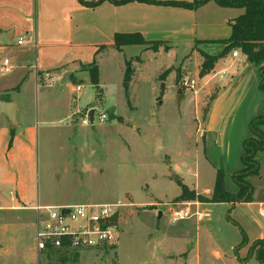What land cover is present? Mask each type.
I'll list each match as a JSON object with an SVG mask.
<instances>
[{
  "label": "rangeland",
  "instance_id": "rangeland-1",
  "mask_svg": "<svg viewBox=\"0 0 264 264\" xmlns=\"http://www.w3.org/2000/svg\"><path fill=\"white\" fill-rule=\"evenodd\" d=\"M148 1L120 5L115 0L118 6L134 4L115 11L112 23L125 31L117 34H140L147 28L154 31L147 41L167 42L100 48L89 65L39 75L38 90L27 79L12 83L17 90L7 99L18 109L19 127L9 129V137L0 132V162L10 175H0V264H186L187 245L194 247L189 255L200 264H259L250 252L254 241L264 239V217L257 206L264 204V150L255 157L258 175L246 179L254 205L207 202L218 172L226 192L238 191L233 176L243 168L242 145L251 137L250 122L264 117L260 77L252 65L240 66L242 56L232 59L230 53L203 81L198 52L216 56L222 46L195 43L191 34L176 42L169 32L197 22L196 35L224 40L228 24L168 0ZM179 1L175 4L192 2ZM102 10L84 18L75 41H92L90 27L101 29L95 18ZM126 18L130 27L120 23ZM14 54L0 55V65L6 59L17 70L0 74V80L19 76ZM93 67L96 89L90 81ZM221 67L227 74L216 81ZM186 76L200 79L197 95L178 89ZM110 107H115L111 122L104 115ZM92 109V123L83 125ZM4 125L0 116V129ZM25 127L32 129L23 137ZM172 174L179 180L173 182ZM182 184L195 194L210 191L196 194L206 203L178 202ZM11 201L23 209L3 211ZM36 204L116 206L118 241L99 249L37 256L31 211ZM153 206L157 211L146 210ZM187 208L188 217L172 223L174 213Z\"/></svg>",
  "mask_w": 264,
  "mask_h": 264
},
{
  "label": "crops",
  "instance_id": "crops-1",
  "mask_svg": "<svg viewBox=\"0 0 264 264\" xmlns=\"http://www.w3.org/2000/svg\"><path fill=\"white\" fill-rule=\"evenodd\" d=\"M97 1L98 0H83V2L86 4L96 3ZM168 2L180 1L168 0ZM122 4L124 3H121L120 5ZM133 6L134 4L118 6L115 3V0H104L100 4L92 7L81 4L79 0H0V55L4 54L8 56L9 52L15 51L16 56L14 54L13 60L15 59V57H17L16 62L19 65L16 66V68L20 70L19 76H15V78L13 77L12 79L11 76L8 79L0 80V101L10 102L7 97H9V93H15L14 91L17 90V88H15L12 83L16 82L18 78H22L23 81L27 79V82L33 81L36 90H38L39 75L54 74L60 69L71 67L76 64H91L96 58L100 48L111 47L113 45L114 35H116L118 32L125 33V31H118L115 23H112L115 16V11L120 9H128ZM103 8V12H101V14H98L95 18V20L100 24L101 29L90 27L92 33L90 38H92V41H75L78 38L80 30H83L84 28V18L92 14V12L99 11ZM193 12L195 14L206 12L207 14H210V18L218 22L224 21L226 24H228V27L229 23L232 20L243 14L242 9L221 8L213 1H210L197 9H193ZM120 23L126 27H130L132 25V22L129 18L123 20L120 19ZM139 33L142 38L147 41L145 37L151 33H154V31H148L147 28H145ZM160 33L163 34L164 32ZM169 34L174 37L176 42L180 41L179 38L183 34H191V38L195 43L199 42L215 44V42L223 41L216 40V37L202 38L196 35L197 22L192 23L191 25H189V27H187L186 25H181L175 31H170ZM229 35L230 27L228 37ZM20 38H24V42L21 46H17L16 43ZM154 42H167V39L165 41L161 40ZM242 59L243 61L240 66L242 68H245L248 64L245 62L243 57ZM221 62L222 60H220L215 66H221ZM261 66H264V64H262ZM14 69L15 67L13 68L10 66V72L7 74L12 75L13 73H15L13 71L17 70ZM258 69V67H254V70L257 71V73ZM227 71V68L221 67L220 73L214 75L217 76L216 81H221L227 74ZM205 78L206 77H204L202 80L204 81ZM16 110L17 119V107ZM208 114L209 110L207 116ZM1 117L4 118L5 125L0 129V132L3 136L9 137V124L4 116ZM31 129V127H25L23 130V137L27 132H30ZM11 130L12 129H10V131ZM201 135L202 133L199 134L200 137H202ZM13 142L14 139H12V147L7 153L8 159L10 158V163L11 158L12 161L14 158ZM3 166L4 165L0 162V175L4 177L10 176L7 173L6 167L4 168ZM195 192L196 194H200L197 191ZM209 193L210 191L206 190L200 195ZM18 200L21 202V204L26 205L24 203L25 201H22L23 199H20L18 197ZM13 202L14 201H11V205H9L3 211L23 209L22 206L20 207L19 205H17L18 203L14 204ZM246 204L254 205L255 203L250 201ZM257 206L258 214L261 217H264V204H258ZM196 207L198 209L201 206L197 204ZM28 208L29 207H26V209ZM7 229L8 226L4 225L3 230ZM193 250L194 247H192L191 251H186V264H200V259L198 257H196L195 260L191 259V256L189 254ZM171 264H174V262H171Z\"/></svg>",
  "mask_w": 264,
  "mask_h": 264
},
{
  "label": "trees",
  "instance_id": "trees-1",
  "mask_svg": "<svg viewBox=\"0 0 264 264\" xmlns=\"http://www.w3.org/2000/svg\"><path fill=\"white\" fill-rule=\"evenodd\" d=\"M102 1L104 0L86 4L83 0H79L81 4L91 7L100 4ZM128 1L133 0H121L120 3H127ZM140 1L150 2L148 0ZM210 1L215 2L221 8L242 9L243 14L229 23V37L226 40L215 42V44L222 46V51L219 54L216 56H208L202 52H198L202 59L198 74L199 78L208 76L220 60L230 53L237 52L244 58L247 64L259 68L258 75L260 77V82L258 89L264 92V66H261L264 64V0H192V2L188 4H175V2H171V4L193 10ZM150 43L158 42L148 43L140 34H116L113 37V45L116 48L130 45H147ZM90 81L92 86L96 89L98 84V73L94 67L90 70ZM249 127L251 137L245 140L242 145L243 153L241 155V163L243 168L239 173L233 176L234 182L238 186V192L236 194L227 193L224 189L221 174L218 172L212 197L207 203H230L233 206L236 203H249L251 201L252 188L246 182V179L249 176L258 175L259 167L255 161V157L258 152L264 150V117L255 118L250 122ZM11 132H13V130H11ZM176 200L178 202L198 201L206 203V200L196 195L193 191L187 190L183 185H181V193ZM52 251L53 250L47 249L43 253L49 256L52 254ZM250 253L258 263L264 264V240L253 242Z\"/></svg>",
  "mask_w": 264,
  "mask_h": 264
},
{
  "label": "built area",
  "instance_id": "built-area-1",
  "mask_svg": "<svg viewBox=\"0 0 264 264\" xmlns=\"http://www.w3.org/2000/svg\"><path fill=\"white\" fill-rule=\"evenodd\" d=\"M24 38L16 45L21 46ZM232 58L239 54L233 52ZM10 72L9 61L4 60L0 66V74ZM198 77L186 76L178 84V89L184 93L197 95L201 89ZM80 88H76V93ZM83 125L89 124L86 117ZM190 206V205H187ZM34 212L36 251L38 254L47 249L53 251H78L99 249L116 245L118 241V209L110 204H89L72 206H40L31 208ZM63 210L67 212L63 214ZM189 209L174 213L172 223L188 217Z\"/></svg>",
  "mask_w": 264,
  "mask_h": 264
},
{
  "label": "water",
  "instance_id": "water-1",
  "mask_svg": "<svg viewBox=\"0 0 264 264\" xmlns=\"http://www.w3.org/2000/svg\"><path fill=\"white\" fill-rule=\"evenodd\" d=\"M16 111L17 110H16L15 105L12 104L11 102L0 101V115L4 116L6 118L8 124H9V127L12 130L19 127L17 119H16ZM114 112H115V107H110L107 110H105L104 115L109 122L115 120ZM93 113H94L93 109L88 112V118H89L90 123H92V121H93ZM177 180H179V178L172 174V181L176 182ZM146 210L157 211V207L156 206L147 207ZM66 212H67L66 210H63L62 213L65 214ZM157 217H158V219L161 218V212H159V211L157 212ZM191 249H192L191 245L186 246L187 252H189Z\"/></svg>",
  "mask_w": 264,
  "mask_h": 264
}]
</instances>
